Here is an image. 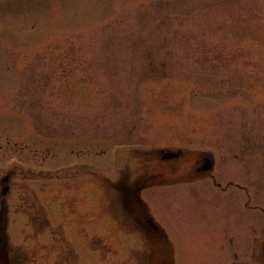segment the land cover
Instances as JSON below:
<instances>
[{"label":"rangeland","instance_id":"1","mask_svg":"<svg viewBox=\"0 0 264 264\" xmlns=\"http://www.w3.org/2000/svg\"><path fill=\"white\" fill-rule=\"evenodd\" d=\"M6 174L10 264H264V0H0Z\"/></svg>","mask_w":264,"mask_h":264},{"label":"flooded vegetation","instance_id":"2","mask_svg":"<svg viewBox=\"0 0 264 264\" xmlns=\"http://www.w3.org/2000/svg\"><path fill=\"white\" fill-rule=\"evenodd\" d=\"M164 157H165V155L162 154V158H164ZM168 161H170V160H168ZM200 171H201L200 167H195V169L193 168L191 170V175L195 174V173L199 174V173H201ZM137 185H136L137 188H133L132 190H130L132 192V196L130 197V199L128 201L129 202L128 208H130L128 212H130L132 215L133 214L136 215V217L139 221H143L145 223V226L147 227V231H149V232L151 231L152 233H155V235H158L159 232L157 231V228L155 226H153L152 223H150V221H149L150 219L147 215V212L145 211L142 203L137 199V195L134 194L135 190H138V188L146 187L148 185V183L146 182V183H142L139 186H137ZM0 208H1V210H0V216H1V213H2L3 208H4L2 201H0ZM1 230H2V225H0V231Z\"/></svg>","mask_w":264,"mask_h":264}]
</instances>
